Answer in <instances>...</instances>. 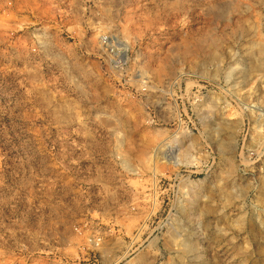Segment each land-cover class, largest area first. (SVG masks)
<instances>
[{
	"label": "rangeland",
	"instance_id": "obj_1",
	"mask_svg": "<svg viewBox=\"0 0 264 264\" xmlns=\"http://www.w3.org/2000/svg\"><path fill=\"white\" fill-rule=\"evenodd\" d=\"M0 264H264V0H0Z\"/></svg>",
	"mask_w": 264,
	"mask_h": 264
},
{
	"label": "bare ground",
	"instance_id": "obj_2",
	"mask_svg": "<svg viewBox=\"0 0 264 264\" xmlns=\"http://www.w3.org/2000/svg\"><path fill=\"white\" fill-rule=\"evenodd\" d=\"M190 162H191V160H190Z\"/></svg>",
	"mask_w": 264,
	"mask_h": 264
}]
</instances>
